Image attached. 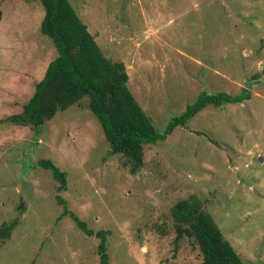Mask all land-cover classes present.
<instances>
[{"label":"rangeland","instance_id":"rangeland-1","mask_svg":"<svg viewBox=\"0 0 264 264\" xmlns=\"http://www.w3.org/2000/svg\"><path fill=\"white\" fill-rule=\"evenodd\" d=\"M103 53L122 61L128 88L163 132L200 96L207 106L144 146L131 174L111 154L87 98L38 130L4 121L32 95L56 50L38 0H0V264H200L190 238L175 246L171 206L202 202L244 262H264V0H69ZM65 173V189L39 160ZM63 203V204H62Z\"/></svg>","mask_w":264,"mask_h":264},{"label":"trees","instance_id":"trees-1","mask_svg":"<svg viewBox=\"0 0 264 264\" xmlns=\"http://www.w3.org/2000/svg\"><path fill=\"white\" fill-rule=\"evenodd\" d=\"M44 9L40 31L51 38L56 55L47 64L32 95L18 113L4 118L5 122L30 126L38 130L58 112L87 98V107L101 124L111 154L124 157L123 164L135 174L144 164V146L163 139L176 126H186L188 119L207 106L220 107L239 101V96L207 94L179 116L173 117L165 130L157 133L154 125L128 88V74L122 61L108 58L89 32L69 0H38ZM60 181L65 189V173L49 159L39 160ZM63 204V203H62ZM86 234L99 239L97 252L101 264H108L107 230H92L73 213L63 208ZM175 229V246L190 238L202 253L200 264H264L244 262L223 235L212 215L194 194L176 201L170 209ZM18 219L0 225V241L8 239Z\"/></svg>","mask_w":264,"mask_h":264}]
</instances>
